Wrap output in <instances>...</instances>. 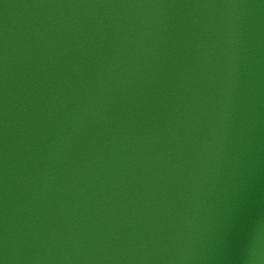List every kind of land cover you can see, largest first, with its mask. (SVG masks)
I'll list each match as a JSON object with an SVG mask.
<instances>
[{
  "label": "water",
  "instance_id": "1",
  "mask_svg": "<svg viewBox=\"0 0 264 264\" xmlns=\"http://www.w3.org/2000/svg\"><path fill=\"white\" fill-rule=\"evenodd\" d=\"M0 264H264V0H0Z\"/></svg>",
  "mask_w": 264,
  "mask_h": 264
}]
</instances>
